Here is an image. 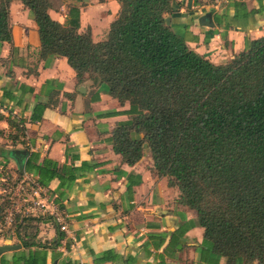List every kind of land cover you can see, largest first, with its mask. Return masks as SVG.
<instances>
[{"label":"trees","instance_id":"trees-1","mask_svg":"<svg viewBox=\"0 0 264 264\" xmlns=\"http://www.w3.org/2000/svg\"><path fill=\"white\" fill-rule=\"evenodd\" d=\"M11 1L0 0L1 42H12ZM20 1L37 27L41 58L65 57L77 82L90 72L121 106L128 102V109L110 112L128 115L111 131L113 150L133 165L146 144L152 172L166 177L179 192L177 201L197 213L204 229L201 258L207 264H218L221 257L225 264H264V35L246 39L241 52L216 64L174 30L176 0H119V12L101 41H93L89 27L78 31V7H69L62 23L50 16L49 0ZM233 6L244 8L238 1ZM37 160L31 154L25 169L40 186L58 178L67 187L79 169ZM18 180H6L12 185H4L0 195V219ZM20 242L35 247L20 257L23 264H47L45 249L59 245L58 240L50 246Z\"/></svg>","mask_w":264,"mask_h":264},{"label":"crops","instance_id":"crops-1","mask_svg":"<svg viewBox=\"0 0 264 264\" xmlns=\"http://www.w3.org/2000/svg\"><path fill=\"white\" fill-rule=\"evenodd\" d=\"M97 1V6H78V31L89 27L93 41L106 38L120 9L119 0ZM235 1L244 8L235 9ZM60 9L49 5L48 12L64 23L69 8ZM9 12L12 42L0 41V195L10 177L18 176L25 185L36 180L25 169L31 154L38 155L37 163L49 158L79 169L67 187L58 178L40 186L34 195L44 208L31 215L39 220L22 222L18 211L30 207L25 197L19 209L5 208L15 217L12 223L0 219V244H21L22 239L50 246L58 240L59 245L45 249L47 264H207L199 253L204 229L197 213L177 201L179 192L166 177L152 172L150 150L144 146L133 165L113 150L111 131L128 115L110 112L128 109V102L121 106L90 72L77 82L65 57L41 58L29 10L12 0ZM178 14L174 30L216 64L241 52L246 39L264 35V0H222L216 8L183 0ZM205 14L211 15L212 26L200 24ZM62 221L67 232L59 229ZM33 250L21 244L3 253L0 264H23L20 257ZM218 264H225V258Z\"/></svg>","mask_w":264,"mask_h":264},{"label":"built area","instance_id":"built-area-1","mask_svg":"<svg viewBox=\"0 0 264 264\" xmlns=\"http://www.w3.org/2000/svg\"><path fill=\"white\" fill-rule=\"evenodd\" d=\"M203 2V4H207L208 7L211 8H216L218 7L222 0H200ZM25 181H19L15 184V186L11 189L10 195L8 197V199L12 200L11 202V206L10 207H17L19 209V203L21 201H23V197H25V200L30 202V207L27 208L25 211H18L20 213V218L22 217H27V216H31L34 214L39 213L38 210L39 209H43L44 208V204H42V202H40L38 199H36L34 194H38L39 190L41 189L40 185H38L37 182H33V183H28L27 185H25L24 183ZM16 189V192L13 190ZM33 194L34 197L32 198H28L27 195ZM38 196V195H37ZM9 207V205H8ZM9 207V208H10ZM4 220L8 221L9 223H12L14 221V215L13 213L5 210L4 212ZM57 221H60V218L57 217ZM59 229L61 231L67 232L68 227L67 224L65 222H61L59 225Z\"/></svg>","mask_w":264,"mask_h":264},{"label":"rangeland","instance_id":"rangeland-1","mask_svg":"<svg viewBox=\"0 0 264 264\" xmlns=\"http://www.w3.org/2000/svg\"><path fill=\"white\" fill-rule=\"evenodd\" d=\"M176 2L179 3L180 7H181L183 0H176ZM97 3H98L97 0H94V1H90V0H88V1H83V0H52V2H49V5L51 7H53V9H56V11H60L61 5H65V8L67 9L69 7H72V6L78 7V6H82V5H88V4H93V6H97ZM60 12H62V11H60ZM68 12H69V9H68ZM95 14L97 15L96 12H95ZM68 17H69V13H68L67 19H68ZM5 185L7 187H10L12 185V181H6ZM11 202H12V200L8 199L9 207L11 206ZM3 215H4V213H3Z\"/></svg>","mask_w":264,"mask_h":264},{"label":"water","instance_id":"water-1","mask_svg":"<svg viewBox=\"0 0 264 264\" xmlns=\"http://www.w3.org/2000/svg\"><path fill=\"white\" fill-rule=\"evenodd\" d=\"M83 1H88V0H83ZM211 15L210 14H205L203 16H201L199 22L201 25H208V26H212L213 23L210 20ZM165 22L167 25L170 24V18L166 17L165 18ZM144 146H146V144H144ZM21 248V244L20 243H16V244H9V243H5V244H0V256L5 253V252H9V251H13L16 249Z\"/></svg>","mask_w":264,"mask_h":264}]
</instances>
